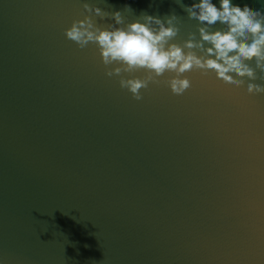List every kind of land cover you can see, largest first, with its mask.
Masks as SVG:
<instances>
[{
    "label": "water",
    "instance_id": "water-1",
    "mask_svg": "<svg viewBox=\"0 0 264 264\" xmlns=\"http://www.w3.org/2000/svg\"><path fill=\"white\" fill-rule=\"evenodd\" d=\"M193 2L0 0V264H264V69L240 87L193 69L180 95L165 72L137 100L119 80L146 70L109 77L65 35L87 3L175 14L183 46Z\"/></svg>",
    "mask_w": 264,
    "mask_h": 264
},
{
    "label": "clouds",
    "instance_id": "clouds-1",
    "mask_svg": "<svg viewBox=\"0 0 264 264\" xmlns=\"http://www.w3.org/2000/svg\"><path fill=\"white\" fill-rule=\"evenodd\" d=\"M183 7L189 19H195L199 25V39L192 33L183 46L171 42L179 32L175 14L160 18L145 13L125 24L121 11L108 13L87 3L84 9L91 15L73 21L65 35L80 48L90 42L96 44L103 64L115 65L106 71L109 77L146 70L147 77L121 76L119 80L120 86L127 88L137 100L142 98L140 90L147 88L149 82H158L156 78L165 72L175 73L167 83L176 95L191 86L182 74L193 69L214 72L230 86H242L245 77L254 81L256 74L249 62L255 60L256 66L264 69V13L241 8L232 0H218V3L194 0ZM93 15L110 16L114 24L98 27ZM218 22L222 27H214ZM247 90L250 94H264V85L248 83Z\"/></svg>",
    "mask_w": 264,
    "mask_h": 264
}]
</instances>
